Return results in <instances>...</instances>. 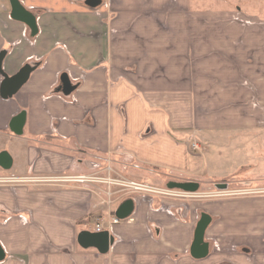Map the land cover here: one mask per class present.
<instances>
[{
	"label": "crops",
	"instance_id": "obj_1",
	"mask_svg": "<svg viewBox=\"0 0 264 264\" xmlns=\"http://www.w3.org/2000/svg\"><path fill=\"white\" fill-rule=\"evenodd\" d=\"M203 1L20 0L36 15L33 34L0 0L4 72L39 62L10 98L0 74V152L12 158L0 165V264H264V192L227 183L191 200L138 196L101 252L78 237L100 217L111 223L117 204L102 203L88 183L48 179L88 175L111 159L153 179L202 183L214 167L204 154L210 144L219 159L240 160L218 179L246 176L237 171L253 166L243 163L247 142L264 137V19L230 0ZM65 73L77 85L69 95L59 91ZM22 112L17 133L12 121ZM204 212L209 252L196 258Z\"/></svg>",
	"mask_w": 264,
	"mask_h": 264
},
{
	"label": "water",
	"instance_id": "obj_2",
	"mask_svg": "<svg viewBox=\"0 0 264 264\" xmlns=\"http://www.w3.org/2000/svg\"><path fill=\"white\" fill-rule=\"evenodd\" d=\"M12 10L11 16L16 19L25 22L30 26L33 34L37 32V19L36 15L29 9H27L20 0H10ZM87 3L92 7H97L102 3V0H87ZM6 50L0 52V74L4 77L1 87V94L4 98L13 97L18 90L28 81L31 73L38 67L39 62L26 63L16 74L8 75L3 70V59L5 57ZM77 88L76 84H73L67 73L62 76V85L59 91L69 95ZM26 112L20 113L12 121V128L15 132L20 133L22 125L25 122ZM12 158L8 152H0V165L5 168L10 167ZM227 182L217 183V188L224 191L227 187ZM167 188L178 189L187 193H199L201 183L196 180H170L167 183ZM135 209V201L133 198L125 199L116 209L115 215L124 220L130 217ZM211 221V216L207 213H202L200 220L197 223L195 229L194 242L191 247V253L196 258H203L209 252V243L205 241V232ZM80 245L83 247H96L101 252H107L110 244L114 241V238L110 235L109 231L93 232L84 230L78 237Z\"/></svg>",
	"mask_w": 264,
	"mask_h": 264
},
{
	"label": "rangeland",
	"instance_id": "obj_3",
	"mask_svg": "<svg viewBox=\"0 0 264 264\" xmlns=\"http://www.w3.org/2000/svg\"><path fill=\"white\" fill-rule=\"evenodd\" d=\"M220 1V0H219ZM218 0H210L207 3L205 1L202 2L203 6L207 7H220V5L223 4V1L219 2ZM230 4L233 5V7H235L236 9L240 8L244 11H249L251 12L252 16L254 18H258V19H264V0H230ZM226 6V5H223ZM253 142V143H252ZM247 143H249V145H247L250 149V153H248L247 155L250 156L251 158H245V160L243 161V163H253L252 166V170H238L237 173H241V174H246V176L241 175V176H232V177H227V178H221L218 179V173L223 170L225 171V174L228 172L231 173L228 169H230V167H232L233 169H238V163L239 161L235 158H229V159H219L220 156L218 154V150L219 147L214 146L212 144L208 145V151H204L205 157L208 159L209 163L211 162V160L213 159L212 162H214V167L212 169V177H206L204 176V178H201L202 180H200L201 183V189L200 192L197 196H208V195H212L210 191H218L217 187H216V183H220V182H227L230 185V191H235V192H264V137L258 141H248ZM252 143V145H250ZM257 147V150L255 151ZM220 151V150H219ZM255 155V156H254ZM256 155H258V157L256 158ZM260 156V157H259ZM255 157V159H254ZM243 160V159H241ZM242 163V164H243ZM105 165V164H104ZM116 164H114L113 168L114 171H112L111 173L108 172H100L97 175L98 176H107L108 178L111 179H118V178H125V179H133V180H138L140 182H144L149 184L150 186H156L158 185L156 183V181L154 180L155 178L158 179H162V188H167V183L171 179V177H163L159 174H156L154 179H153V175L152 173H150L149 171H145V170H126L124 171L123 169H121L120 167L115 166ZM237 166V167H236ZM229 167V168H228ZM236 167V168H235ZM214 179V180H213ZM100 189H107L109 186L107 184H100V183H95ZM112 190L116 191L118 189H120V186H116L114 184L111 185ZM237 188V189H236ZM233 189V190H232ZM204 191V193H203ZM210 192V193H209ZM122 193H126L125 191H121L118 192L113 198H115L116 196L122 194ZM104 195V193H102ZM221 194V192L219 193ZM157 196V195H156ZM196 196V197H197ZM157 198H160L159 196H157ZM195 198V197H193ZM164 199V197L162 198ZM169 199H174V198H169ZM192 197L188 200H191ZM101 218V217H100ZM102 219V218H101Z\"/></svg>",
	"mask_w": 264,
	"mask_h": 264
},
{
	"label": "built area",
	"instance_id": "obj_4",
	"mask_svg": "<svg viewBox=\"0 0 264 264\" xmlns=\"http://www.w3.org/2000/svg\"><path fill=\"white\" fill-rule=\"evenodd\" d=\"M193 149L197 150L199 149L198 144H193L192 146ZM112 160L108 159L105 162V165L102 166L101 163H96L93 165L92 172L88 175H77V176H58V177H52L48 178L49 180L57 181V182H72V183H85V184H90V187L93 191L94 194H96L98 197L102 198L101 202L102 203H107V204H117L115 205L113 216L111 219V223H109L107 226L106 224L102 221L101 218L97 219L94 229V232H102L108 230L109 233L113 229L114 224H118L120 221H123L122 219L118 218L115 215V211L118 208V206L127 198H133L135 199L138 196H144V195H154V196H159L160 198H175V199H180V200H186L190 199L191 197H196L199 193H187L178 189H169V188H158L156 186H150L147 183L140 182V181H135V180H130V179H125V178H118V179H111L108 178L107 176H98L97 174L100 172H108L111 173L114 171V168L112 166ZM44 178H42L43 180ZM95 183H100V184H107L109 187L105 190L100 189ZM114 184L116 186H120L121 188L114 191L112 190L111 185ZM125 191L126 193H122L115 198H113L118 192ZM104 193V195L102 194ZM132 216V215H131ZM130 216V217H131ZM130 217L126 218L129 219ZM124 219V220H126Z\"/></svg>",
	"mask_w": 264,
	"mask_h": 264
}]
</instances>
